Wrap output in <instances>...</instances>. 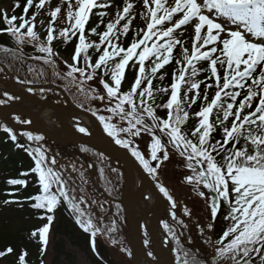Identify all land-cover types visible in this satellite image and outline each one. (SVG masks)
I'll return each mask as SVG.
<instances>
[{
	"label": "snow or ice",
	"instance_id": "obj_1",
	"mask_svg": "<svg viewBox=\"0 0 264 264\" xmlns=\"http://www.w3.org/2000/svg\"><path fill=\"white\" fill-rule=\"evenodd\" d=\"M46 2L25 0L20 16L0 14L5 25L0 32L14 38L17 46L32 44L46 57L58 56L53 48L57 37L64 43L78 40L73 63L64 62L67 76L82 78V92L85 83L98 81V87L88 91L104 107L91 114L109 142L125 150L142 178L145 174L151 178L153 193L166 200L174 223H162L165 243L175 242L170 249L173 264H264V0H138L139 10L131 0H121L111 14L109 0H64L68 26L57 30L62 8L55 7L41 43L35 28ZM19 7V3L14 5ZM30 9L34 11L29 16ZM92 15L98 23L86 29ZM106 16L109 19L104 23ZM137 18L142 25L133 31ZM101 26L102 32L98 31ZM189 28L190 47L182 38ZM130 32L133 37L124 44L121 38ZM89 34L98 42L88 39ZM44 63L51 61L44 59ZM169 64L174 70L165 85ZM128 72L135 75L125 89ZM4 96L7 99L0 97V105L19 98ZM13 120L21 127L4 123L2 131L16 149L27 153L33 166L6 181L12 190L5 195L15 198L4 204L28 203L44 213L37 218L47 223L30 234L38 238L41 254L49 242L54 213L63 204L76 213L75 223L89 233L92 251L102 259L96 251V226L76 196L70 195L68 182L55 167L56 159L43 144L46 136L23 130L33 124L31 118L16 115ZM77 126L81 134H90L87 127L78 122ZM173 156L183 161L187 174L182 182L205 202L209 212L206 225L196 222L203 247H192L196 241L190 224L182 218L191 220V211L184 206L178 213L176 199L159 180L160 169ZM32 175L37 177L38 191L19 198ZM221 213L225 225L216 236ZM150 243L144 240L146 256L155 260ZM13 252L8 247L0 251V258ZM27 255L22 250L16 264H28Z\"/></svg>",
	"mask_w": 264,
	"mask_h": 264
},
{
	"label": "trees",
	"instance_id": "obj_2",
	"mask_svg": "<svg viewBox=\"0 0 264 264\" xmlns=\"http://www.w3.org/2000/svg\"><path fill=\"white\" fill-rule=\"evenodd\" d=\"M10 1L13 4L7 15L9 17L13 14L20 16L25 0H0V14L5 13L2 6ZM16 3H19L21 7L14 8ZM109 3L116 6L121 3V0H109ZM32 12L33 9H30L29 15ZM108 19V17H104V23ZM136 20L133 24V31L136 27L142 25L139 18ZM97 23L98 17L92 15L86 29H90ZM4 28L5 25L0 22V30ZM103 30V26L98 28V31L102 32ZM45 36L41 43L44 42ZM132 37L133 32H130L127 38L122 37L121 39L124 44H127ZM87 38L98 42L96 36L89 34ZM77 43L76 38H72L71 42L64 43L61 38L57 37L54 40L53 48L54 51L58 52V56L46 57L35 50L32 44L25 43L23 46H17L14 38H11L5 32H0V79H5L4 68H6L11 73L14 81L33 85L44 84L56 88V90H32L31 92L41 100L64 105L62 93L66 99L79 109L90 114L96 112L98 108L93 105L92 101L95 99L92 98L88 87L84 84V91L79 90V79L82 78L77 77L76 80H73L67 76L64 62L73 63L72 55ZM37 56H41L43 59H35ZM44 59L50 60L51 63H44ZM173 70L172 64L166 66L167 78L164 81L165 85L170 83ZM134 75V72L127 73V80L124 83L125 89L132 83ZM193 110L195 111L196 108L194 107ZM3 126L4 123L0 121V251L11 247L14 252L0 258V264H16L17 255L22 250H26L28 253V264H46L49 255L51 256V264H77V256L71 250L72 248L82 252L91 264H108L110 262L108 244L111 243L121 251L129 252L130 245L127 239L129 225L122 203L126 180L123 165L118 161H111L99 150L89 146L80 145L78 149L75 147L61 148L45 139L43 144L48 149L49 156L56 159L57 164L55 167L62 172L63 177L68 182L70 195L76 196L77 203L86 213L90 214L96 226V251L102 259L98 258L92 251L89 233H85L75 223L76 213L67 210L63 204L54 213V220L51 223L48 235L49 242L46 251L41 254V244L38 238H32L30 234L33 230L39 229L47 223L46 220L37 218L44 213L33 210L28 203L23 205L4 204L5 200L15 198L5 195L6 191L12 190L11 186L6 184V181L11 178H18L20 172L29 170L33 166V161L27 153L16 149L13 143L7 140L2 131ZM83 149H87V151ZM113 169H117V171H113ZM28 179L30 181L28 187L20 190L19 198L30 196L38 191L37 177L32 175ZM71 189H75V191L73 192ZM174 198L178 204L177 212L181 213L182 208L187 205L178 198ZM81 199L83 203H80ZM117 205H119V208H117ZM187 207L189 208V206ZM202 207L204 208V206ZM206 211L204 215H201L204 221L194 217L191 220L182 217L190 224V234L196 241L192 247H203L197 235L196 222L198 221L202 225L207 224L209 216L207 207ZM222 215L223 213L216 221V232L214 234L216 236L220 234L225 225ZM165 220L170 225L174 223L171 221L167 210L161 220L163 230L162 221ZM187 239L188 234L186 233L183 240L186 242ZM174 243L173 241L171 247L174 246Z\"/></svg>",
	"mask_w": 264,
	"mask_h": 264
},
{
	"label": "bare ground",
	"instance_id": "obj_3",
	"mask_svg": "<svg viewBox=\"0 0 264 264\" xmlns=\"http://www.w3.org/2000/svg\"><path fill=\"white\" fill-rule=\"evenodd\" d=\"M7 89V84L0 82V92H5ZM14 89L20 91L22 87L14 85ZM7 108L11 110H22L36 115L44 123L50 134L59 141H68L71 139V135L77 134V122L79 126L90 129L91 134L99 133V127L96 121L90 116L80 112L72 105H67L65 107L66 130L69 133L68 135L61 129V118L59 114L51 107H44L31 98L11 103ZM0 118L11 123L9 115L5 112H0ZM34 126L40 127V125L35 122L31 128H34ZM101 148L109 157H114V154L109 149L106 147ZM145 195L151 196V199H145ZM154 203L155 200L153 195L144 185L140 190L137 189V175L134 169L130 167V175L127 182L126 206L130 213L131 221L129 241L132 248L133 264H149L150 260L152 264H172L170 251L168 247L162 243L160 235H158V245L161 254L160 259L153 260L146 256L147 249L144 245V232L153 225L159 210L158 206ZM141 245H143V247Z\"/></svg>",
	"mask_w": 264,
	"mask_h": 264
},
{
	"label": "rangeland",
	"instance_id": "obj_4",
	"mask_svg": "<svg viewBox=\"0 0 264 264\" xmlns=\"http://www.w3.org/2000/svg\"><path fill=\"white\" fill-rule=\"evenodd\" d=\"M131 2L136 3L137 5V10H139V3L138 0H131ZM12 4L13 2H8V4L2 6V9L8 14L11 11L12 8ZM60 6L62 8V12L58 15V19L55 23V27L57 28V30L67 27V22L65 20V12L63 11V9L66 7L64 0H48V2H46L45 4V8L43 10L40 11V13L37 16V21H36V28L35 30L38 32L39 36L41 37V41L43 40V37L46 35V29H47V25L50 19V12L52 10H54L55 7ZM34 11V9H33ZM116 11V7L113 6L112 8L108 9V12L114 13ZM30 16V15H29ZM108 17V16H106ZM109 18V17H108ZM41 21H43V23H41ZM137 20L134 21V23ZM190 33H191V28H189L183 35V39L187 40V46L190 47L191 45V39H190ZM68 63V62H67ZM69 64V63H68ZM80 80V79H79ZM16 85L21 86L22 87V91L26 92L28 95L32 96L31 93L29 91L33 90L35 87H38L40 89H52L51 86L48 85H33V84H24L18 81H14ZM85 85L89 88H96L98 87V81H93L91 84L89 83H85ZM8 90V89H7ZM102 91V90H101ZM6 92H0V97H3L5 99H7L4 94ZM62 97H64V95L61 93ZM21 99H18V101H20ZM15 101V102H18ZM64 102L66 103V105H68V100L65 98ZM94 107L101 109L104 107L103 104H101L98 100H94L92 101ZM14 103V101H10L9 104ZM9 104H4L5 106L9 105ZM2 105V106H4ZM84 111V110H83ZM85 112V111H84ZM10 120L12 121V119L10 118ZM13 122V121H12ZM21 126H17V128H20ZM31 125H27V126H23V130H29V131H33L34 133L36 132V130H32L30 129ZM78 129V127L76 128V130ZM37 133V132H36ZM78 134H81L78 130H77ZM91 134V133H90ZM88 134V135H90ZM85 135V134H83ZM144 140L147 141L148 137L145 136ZM80 146V144L78 145ZM141 147H143V143H141L140 145ZM187 173L183 170V161L177 157V156H173L172 160L169 162H166L162 168L160 169L159 172V180L167 186V188L170 190L171 194L178 198L179 200L183 201L187 206H189V210L192 213V217H194L195 219H199L204 221V219L202 218L201 215H204V213H206V204L203 200H201L194 192L191 191V187L185 185L182 182V178L186 175ZM142 188V182L141 180L137 177V189L140 190ZM204 206V208L202 207ZM205 210V211H204ZM160 235L161 238L163 237V233L162 231H160ZM144 238L149 240V237L147 236V233L144 232ZM144 239V240H145ZM166 240V236H164L163 239V243L168 247V249L171 247V245H168L165 243ZM150 241V240H149ZM108 244V243H107ZM151 248V250L153 251L152 248V244L150 243V245L148 246ZM73 252L76 253L77 256V264H91L88 259L86 258V256L80 252L77 249H71ZM148 250V248H147ZM108 252L110 255V262L108 264H133L132 262V248L130 246V250L129 252H123L121 251L116 245L108 244ZM128 253H131V255H128ZM154 253V252H153ZM155 256V255H154ZM46 264H51V256L49 255L46 259Z\"/></svg>",
	"mask_w": 264,
	"mask_h": 264
},
{
	"label": "water",
	"instance_id": "obj_5",
	"mask_svg": "<svg viewBox=\"0 0 264 264\" xmlns=\"http://www.w3.org/2000/svg\"><path fill=\"white\" fill-rule=\"evenodd\" d=\"M5 74H6L7 79H6V81H3V82L7 84L8 92L10 94H12L15 97H19V99H21V100L31 98L32 100L41 104L44 107H51L52 109H54L59 114V116L61 118L60 121H61L62 131L67 135L69 134L66 130L65 107H63L59 104L52 103V102L40 100L34 96L28 95L24 91L15 90L14 89L15 83L13 82V79H12L10 73L7 70H5ZM0 112H5L9 116L18 115V116L26 118V119L31 118L33 120V124L35 122V123H38L40 125V127L34 126V128H32V129L36 130L40 134L45 135L49 141H51L54 145H56L58 147L69 148V147H73V146L77 147L78 144H85V145H88L90 147H93L95 149L100 150L104 154H106V153L104 152V150H102L101 147H106L107 149H109L114 154L113 158L123 164V168L126 172V185H125V192H124V198H123L122 203L124 204L126 219L128 221V225L130 227V230H131L130 213H129L127 206H126V198H127V182L129 180V175H130V167H132L134 169L135 173L140 178V180L142 182V186L144 185V187L153 195L154 200H155L154 204L157 205L159 208L157 217H156L153 225L149 229H147V232H148V236L150 238V241L152 243L155 256L157 259H160L161 254H160L159 245H158V230L160 227V221H161V219L165 213V210H166V206H165L166 200L158 197L156 194L153 193V191L151 190V184H152L151 178L146 177V174H145V177L142 178L141 171L138 170V168L136 166H134L133 161L124 154L125 150L120 149L118 146L109 142V140L106 138L105 134L102 131V127L99 126L95 117H93L92 115H90L86 112L80 111V112L90 116L92 119H94L96 121V123L99 127V133L98 134L83 135V134L77 133V134L71 135V139L68 141H64V140L59 141L58 139L54 138L50 134V132L47 130L44 123L36 115H33L31 113H28V112L22 111V110H11V109H8L7 107H4V106H0ZM133 195H134V193H133ZM141 246L143 247V245H141ZM171 260H172V264H173L172 257H171Z\"/></svg>",
	"mask_w": 264,
	"mask_h": 264
}]
</instances>
